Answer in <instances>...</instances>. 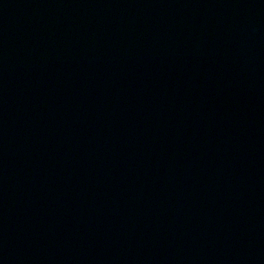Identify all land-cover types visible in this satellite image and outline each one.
I'll return each instance as SVG.
<instances>
[{"label":"water","instance_id":"obj_1","mask_svg":"<svg viewBox=\"0 0 264 264\" xmlns=\"http://www.w3.org/2000/svg\"><path fill=\"white\" fill-rule=\"evenodd\" d=\"M264 183V0H0V264Z\"/></svg>","mask_w":264,"mask_h":264}]
</instances>
